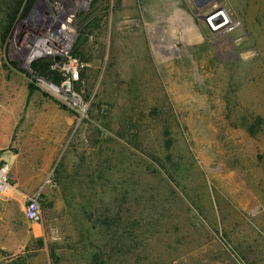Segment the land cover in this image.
<instances>
[{
	"label": "rangeland",
	"instance_id": "1",
	"mask_svg": "<svg viewBox=\"0 0 264 264\" xmlns=\"http://www.w3.org/2000/svg\"><path fill=\"white\" fill-rule=\"evenodd\" d=\"M196 2L90 0L74 100L29 77L31 10L5 37L0 0V264H264V0Z\"/></svg>",
	"mask_w": 264,
	"mask_h": 264
},
{
	"label": "built area",
	"instance_id": "2",
	"mask_svg": "<svg viewBox=\"0 0 264 264\" xmlns=\"http://www.w3.org/2000/svg\"><path fill=\"white\" fill-rule=\"evenodd\" d=\"M89 2L90 0H36L30 12L32 21L27 20L26 35L29 42L25 46L24 63L30 67L32 62L40 58H49L51 67L58 70L64 78L59 85L42 80L57 90L56 93L53 92L57 96L65 94L70 99L74 98L72 84L77 79L79 66L77 59L72 56L76 21L78 13L85 9ZM223 17L222 11L217 10L208 18L220 28L225 21ZM11 178L10 165L0 154V199L7 197L14 189ZM47 182L48 180H45L38 190L25 196L22 213L28 221L37 222L40 219V196Z\"/></svg>",
	"mask_w": 264,
	"mask_h": 264
},
{
	"label": "trees",
	"instance_id": "3",
	"mask_svg": "<svg viewBox=\"0 0 264 264\" xmlns=\"http://www.w3.org/2000/svg\"><path fill=\"white\" fill-rule=\"evenodd\" d=\"M36 0H1L2 5V15H3V35L6 37L8 33L11 31L14 22L18 18H22L26 16L29 11L32 9ZM83 11H80L77 16L76 26L78 29V20L80 16L83 14ZM87 19V16H86ZM85 20L80 21V31H79V40L78 45L82 41H86L87 39V31L84 29ZM75 43V42H74ZM77 42L72 47V56L75 58H80L79 51L77 50ZM29 77L32 79L43 78L50 82H53L59 85L63 80V75L56 69L51 67V60L49 58H40L30 65V73ZM75 82H73L74 84ZM95 259V257H93Z\"/></svg>",
	"mask_w": 264,
	"mask_h": 264
},
{
	"label": "bare ground",
	"instance_id": "4",
	"mask_svg": "<svg viewBox=\"0 0 264 264\" xmlns=\"http://www.w3.org/2000/svg\"><path fill=\"white\" fill-rule=\"evenodd\" d=\"M208 1L209 0H198L196 2V4L200 5L201 3H206ZM177 13L179 14L178 16H181L183 18L184 24H185V29H187L189 31V35H188L189 38H188L187 41L188 42H192V41H195V40H199L200 37L198 35V28L196 27V25L192 21L191 17L189 15L185 14L180 9H177ZM170 20L173 22L174 21L173 17H171ZM228 21H229V19H228ZM181 33H182V31H181ZM43 85L47 86L48 88L50 87L51 88L50 90H52L53 92H55V93L57 92V90L52 85L48 84L47 82H44ZM73 99L76 100L75 98H73Z\"/></svg>",
	"mask_w": 264,
	"mask_h": 264
},
{
	"label": "flooded vegetation",
	"instance_id": "5",
	"mask_svg": "<svg viewBox=\"0 0 264 264\" xmlns=\"http://www.w3.org/2000/svg\"><path fill=\"white\" fill-rule=\"evenodd\" d=\"M196 1H198V0H196ZM222 14H223V16L225 17V14H224V13H222ZM224 17H223V18H224Z\"/></svg>",
	"mask_w": 264,
	"mask_h": 264
},
{
	"label": "water",
	"instance_id": "6",
	"mask_svg": "<svg viewBox=\"0 0 264 264\" xmlns=\"http://www.w3.org/2000/svg\"><path fill=\"white\" fill-rule=\"evenodd\" d=\"M205 19H206V17H205Z\"/></svg>",
	"mask_w": 264,
	"mask_h": 264
}]
</instances>
